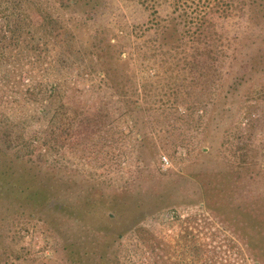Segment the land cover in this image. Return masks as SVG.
I'll list each match as a JSON object with an SVG mask.
<instances>
[{
    "label": "rangeland",
    "instance_id": "rangeland-1",
    "mask_svg": "<svg viewBox=\"0 0 264 264\" xmlns=\"http://www.w3.org/2000/svg\"><path fill=\"white\" fill-rule=\"evenodd\" d=\"M158 9L177 12L171 13L168 2ZM212 11L217 29L237 38L206 112H191V86L161 76L156 88L145 83L142 108L123 114L121 128L130 125L128 132L109 131L107 115L89 141L73 145L66 139L61 151L46 159L36 152L30 166L31 158L10 155L13 169L22 179L30 177L28 183L35 175L32 183L46 197L33 205L19 197L0 199V264H68L72 247L89 250L84 264H152L134 247L130 230L137 224L149 229L145 236L157 237L159 251L171 245L166 254L172 252L174 264H256L255 253L264 263V96H247L250 83L264 77V16L257 12L242 26L241 16L220 0ZM63 12L86 32L102 29L105 41L110 32L103 63L110 70L108 84L126 79L127 22L146 21L149 10L131 0H87ZM179 19L182 33L187 24L184 16ZM245 61H251L248 70ZM100 76L95 82L106 87ZM6 97L9 108L13 103ZM61 204L76 218L57 210ZM110 212L112 223H106ZM243 218L254 223L256 238L261 236L252 251L244 242Z\"/></svg>",
    "mask_w": 264,
    "mask_h": 264
},
{
    "label": "trees",
    "instance_id": "trees-1",
    "mask_svg": "<svg viewBox=\"0 0 264 264\" xmlns=\"http://www.w3.org/2000/svg\"><path fill=\"white\" fill-rule=\"evenodd\" d=\"M131 1L149 10L151 16L144 22H127L126 79L108 84L110 70L103 63L106 48L111 45L110 32L105 41L102 29L86 32L81 29V23L67 18L63 12L67 6L87 0H0V199L13 201L19 197L33 205L46 197V192L32 183L36 182L35 175L32 174V181L28 183L30 177L22 179L25 176L13 169L15 159L10 155L22 160L31 158L30 166L36 152L40 153L39 160L46 159L52 151H61L66 139H71L73 145L89 141L95 131L101 132L104 127L101 122L107 115L112 116L109 131L120 135L128 132L130 125L125 130L121 128L122 116L142 108L140 98L147 80L153 88L161 76L191 86L194 90L191 112L198 108L207 111L208 102L217 93V77L221 76L225 62L230 63L227 59L234 54L233 40L237 38V34L217 29L211 12L217 0ZM220 1L241 16L238 23L242 26L252 17L256 18L257 12L264 16V0ZM166 2L171 5V13L177 11L175 15L159 12L158 5ZM180 16H184L182 22L187 24L182 33L179 32ZM249 62L245 61V70ZM98 73L100 79L106 80V87L95 82ZM45 75L51 77L43 81L41 78ZM248 88L249 98L264 96V77L250 83ZM5 95L11 96L13 105L9 108L4 107L9 101ZM254 106L259 108L260 102ZM146 108L150 112L151 107ZM248 164L244 167L251 166ZM56 209L69 217L76 215L64 204ZM107 217L106 223H112L113 213H107ZM252 224L243 218L242 229L247 228L243 230L244 242L251 251L261 241V236L256 238L257 229ZM144 230L149 229L143 224L130 230L134 247L150 256L152 264H174L172 252L166 254L171 245L165 243L163 251H159L157 237L152 233L153 236H145ZM87 253V249L81 252L70 248L68 264H84ZM257 253L260 255L261 249ZM254 259L256 264H264L256 253Z\"/></svg>",
    "mask_w": 264,
    "mask_h": 264
},
{
    "label": "built area",
    "instance_id": "built-area-1",
    "mask_svg": "<svg viewBox=\"0 0 264 264\" xmlns=\"http://www.w3.org/2000/svg\"><path fill=\"white\" fill-rule=\"evenodd\" d=\"M165 158V157H164Z\"/></svg>",
    "mask_w": 264,
    "mask_h": 264
}]
</instances>
